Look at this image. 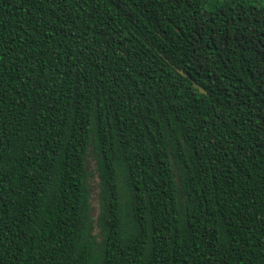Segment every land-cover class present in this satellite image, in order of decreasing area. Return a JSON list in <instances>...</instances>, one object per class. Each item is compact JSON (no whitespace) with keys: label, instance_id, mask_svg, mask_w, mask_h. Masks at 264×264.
<instances>
[{"label":"trees","instance_id":"16d2710c","mask_svg":"<svg viewBox=\"0 0 264 264\" xmlns=\"http://www.w3.org/2000/svg\"><path fill=\"white\" fill-rule=\"evenodd\" d=\"M0 264H264V0H0Z\"/></svg>","mask_w":264,"mask_h":264},{"label":"water","instance_id":"95a60500","mask_svg":"<svg viewBox=\"0 0 264 264\" xmlns=\"http://www.w3.org/2000/svg\"><path fill=\"white\" fill-rule=\"evenodd\" d=\"M179 71H181V70H179ZM192 83H193V86L198 88L200 92H204L205 91L204 88L202 86L198 85L196 82L193 81Z\"/></svg>","mask_w":264,"mask_h":264},{"label":"rangeland","instance_id":"374dc122","mask_svg":"<svg viewBox=\"0 0 264 264\" xmlns=\"http://www.w3.org/2000/svg\"><path fill=\"white\" fill-rule=\"evenodd\" d=\"M93 190H95V189L93 188ZM93 192H94V191H93ZM91 197H92V201H94L93 193H92Z\"/></svg>","mask_w":264,"mask_h":264}]
</instances>
